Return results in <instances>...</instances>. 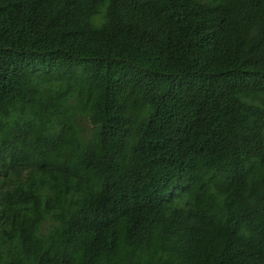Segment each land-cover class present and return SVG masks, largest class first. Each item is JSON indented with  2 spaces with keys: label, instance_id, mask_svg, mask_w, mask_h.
Returning <instances> with one entry per match:
<instances>
[{
  "label": "trees",
  "instance_id": "obj_1",
  "mask_svg": "<svg viewBox=\"0 0 264 264\" xmlns=\"http://www.w3.org/2000/svg\"><path fill=\"white\" fill-rule=\"evenodd\" d=\"M0 264H264V0H0Z\"/></svg>",
  "mask_w": 264,
  "mask_h": 264
}]
</instances>
